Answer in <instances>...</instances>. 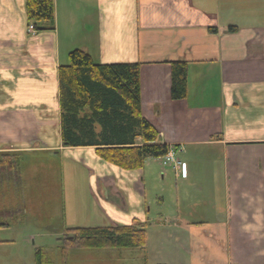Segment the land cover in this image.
<instances>
[{
  "label": "crops",
  "instance_id": "obj_1",
  "mask_svg": "<svg viewBox=\"0 0 264 264\" xmlns=\"http://www.w3.org/2000/svg\"><path fill=\"white\" fill-rule=\"evenodd\" d=\"M53 3V30L30 33L25 0H0V158L12 161L41 149L69 152L71 169L76 163L90 166L83 168L88 175L84 191L92 195V204L107 222L103 225H142L144 250L166 245L170 252L185 253L190 246L201 247L209 250L213 264H264L263 4L259 0L249 5L235 0ZM230 26L237 30H229ZM74 49L83 50L95 63L141 64L142 115L159 132V143L175 151L180 169L149 159L140 169L124 170L101 160L94 147L62 145L57 70L68 63L67 55ZM174 61L186 64L182 99L170 97ZM48 125L54 128L51 140ZM12 164L0 167V188H15L25 203L28 193L19 187L28 181V170L20 162ZM155 185L172 193L169 198L176 212L168 207L151 215ZM17 207L18 214L25 209ZM87 207L83 205L85 213ZM72 220L66 227L73 226ZM235 231L245 238L242 262L234 260L235 242L231 247L224 244L225 251L221 248L224 238L229 233L234 237ZM149 233L155 235V246ZM146 255L142 264H152L151 253ZM171 259L176 260L173 255ZM196 259L188 264H202ZM184 260L180 256L179 264H186Z\"/></svg>",
  "mask_w": 264,
  "mask_h": 264
},
{
  "label": "trees",
  "instance_id": "obj_2",
  "mask_svg": "<svg viewBox=\"0 0 264 264\" xmlns=\"http://www.w3.org/2000/svg\"><path fill=\"white\" fill-rule=\"evenodd\" d=\"M25 11L27 24L35 33L53 30V0H25ZM229 30L235 32L237 27L230 26ZM67 56L68 63L57 70L63 146L94 147L101 160L124 170L140 169L146 160L168 152L169 146L159 143V132L141 112L140 63H95L81 49ZM170 68V97L182 99L186 94V64L174 61ZM11 166V160L0 158L1 168ZM8 226L0 219V228ZM61 241L63 248L145 249L147 240L142 225L129 224L64 227ZM41 258L43 252L37 250L36 264Z\"/></svg>",
  "mask_w": 264,
  "mask_h": 264
},
{
  "label": "rangeland",
  "instance_id": "obj_3",
  "mask_svg": "<svg viewBox=\"0 0 264 264\" xmlns=\"http://www.w3.org/2000/svg\"><path fill=\"white\" fill-rule=\"evenodd\" d=\"M249 1L253 4L256 0H235L237 3L243 2L244 5H249ZM259 1L264 8V0ZM250 10L253 11V8ZM8 50L9 52L14 51L12 48H8ZM47 128L46 135L51 140L54 128L50 125ZM68 153H56L41 149L37 154H24L19 158H12V161L20 162V165L28 170L26 175L28 181H23L24 184L19 188L21 193L27 192L29 198L24 203L21 194H17L18 191L15 188H8L5 191L0 188V211L4 210L2 212L8 214L3 217L0 213V219L9 223L8 227L0 228V264H36L35 253L37 250L43 252L40 264H142L143 258L147 257L146 252L151 253L149 261L152 264H179L180 256L181 260L184 257L186 264H188V260L194 257L196 259L197 256L198 262L213 264L210 261L209 250L201 247L195 249L190 246L191 250L185 253L181 249L170 252L166 245L163 249H158L159 245L157 249L148 247L153 249L151 251L139 248H63L61 240L64 227L69 226L67 221L71 218L74 223L72 227L100 226L107 223L99 216L97 206L92 204L94 202L92 195L88 194L86 190L84 191L88 175L83 168L88 165L76 163L71 169L73 164L71 159L66 156ZM22 172L25 174L24 170ZM71 178L74 180L73 182L69 181ZM153 190H155L153 193L156 198L151 193L149 194L153 196L152 200L147 196L151 202V215H157L168 207L176 212V208L169 198L170 195L172 196L171 192H168L165 187L164 191L160 190L157 185ZM158 198H163L165 202L159 205ZM83 205L88 206V212H84ZM16 206H24L25 209L18 214L20 208L14 209ZM70 207L74 209L73 212ZM154 217L152 216V218ZM158 219L159 217L154 218V220ZM209 234L212 239L215 237L211 233ZM150 235L154 244L153 237L155 235ZM219 236L221 235L219 234ZM167 238L164 236V243ZM233 242H235V251L232 250L234 251V260L242 262V249L240 248L245 242L244 234L241 231L240 233L235 231L233 237V233H229L228 238H224V243H221L223 251H225L224 244L227 243L231 247ZM171 255L177 261L171 259Z\"/></svg>",
  "mask_w": 264,
  "mask_h": 264
},
{
  "label": "built area",
  "instance_id": "obj_4",
  "mask_svg": "<svg viewBox=\"0 0 264 264\" xmlns=\"http://www.w3.org/2000/svg\"><path fill=\"white\" fill-rule=\"evenodd\" d=\"M28 30L30 31L33 30L32 25H29ZM174 155H175V151L169 148L168 152L164 156L159 158L161 165L165 166L172 164L175 168H178L181 165V163L175 158Z\"/></svg>",
  "mask_w": 264,
  "mask_h": 264
}]
</instances>
